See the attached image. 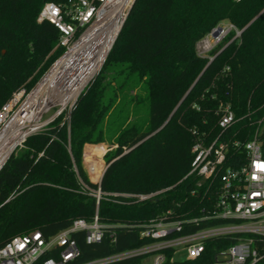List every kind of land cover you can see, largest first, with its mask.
I'll return each mask as SVG.
<instances>
[{
    "label": "trees",
    "instance_id": "trees-1",
    "mask_svg": "<svg viewBox=\"0 0 264 264\" xmlns=\"http://www.w3.org/2000/svg\"><path fill=\"white\" fill-rule=\"evenodd\" d=\"M46 1L68 2L0 0V107L19 89L30 90L62 52L59 30L37 20ZM222 22L241 33L235 37L231 30L210 61L197 43ZM220 102L229 103L236 118L226 137L249 140L252 115L264 113V0H135L100 72L69 115L30 136L0 169V246L18 234L39 230L49 237L74 219L92 221L96 199L81 182L108 193L171 188L144 202L103 197L98 217L111 226L99 243H87L84 231L73 233L78 261L146 243L141 225L166 211L182 221L213 211L218 183L207 191V182L199 185L198 176L187 174L197 139L220 132ZM144 103L147 116L141 118ZM112 136L117 146L106 156L100 183L93 182L82 161L84 145ZM231 154L226 165L244 159L242 147ZM225 222H190L179 233ZM256 239L264 254V241ZM234 242L230 236L206 239L199 257L165 264H210ZM255 264H264V257Z\"/></svg>",
    "mask_w": 264,
    "mask_h": 264
},
{
    "label": "built area",
    "instance_id": "built-area-1",
    "mask_svg": "<svg viewBox=\"0 0 264 264\" xmlns=\"http://www.w3.org/2000/svg\"><path fill=\"white\" fill-rule=\"evenodd\" d=\"M133 1L68 0L65 4L53 1L43 4L37 20L48 21L59 30L56 47L62 48V52L30 90L19 89L0 107V156L5 155L0 169L12 154L25 145L30 136L45 132L61 114L68 112L69 115L81 93L100 72ZM108 27L115 28L116 32L101 59L98 71L90 77L75 99L64 105L53 103V91L57 87L44 86V83L67 57H80L84 61L94 58L90 46L105 37ZM240 33L241 31H236L235 37ZM226 35L223 30L211 39L216 43ZM209 49L206 47L204 52ZM216 114L220 132L210 140L204 137L197 139L192 146L194 156L187 174L198 176L199 185L207 182V191L218 183L213 211L183 221L173 219L171 211H166L141 225L140 234L148 240L146 243L78 261L80 249L73 233L84 231L87 243H99L111 226L100 222L98 217V205L103 197H123L132 202H144L157 199L171 188L147 193H108L103 192L100 187L93 189L81 182L83 190L96 199L97 209L93 220L74 219L69 227L49 237L39 230L15 235L0 246V264H165L167 261H175L174 256L179 251L186 252V259H195L205 250L206 239L226 236L232 237L235 242L218 251L210 264L257 263L264 257L255 245L256 238L264 241V130L258 128L245 142L230 139L226 137V131L236 121L231 105L220 102ZM259 124H262V120ZM240 147L244 152V159H237L236 165H226L227 159L233 157L230 149ZM203 219H221L227 222L193 233H179L186 223ZM244 233L250 236L242 238L240 235ZM111 236L113 237V233ZM166 250L172 252L170 257ZM133 259L134 261H129Z\"/></svg>",
    "mask_w": 264,
    "mask_h": 264
},
{
    "label": "bare ground",
    "instance_id": "bare-ground-1",
    "mask_svg": "<svg viewBox=\"0 0 264 264\" xmlns=\"http://www.w3.org/2000/svg\"><path fill=\"white\" fill-rule=\"evenodd\" d=\"M116 29L108 27V33L99 41H96L90 47L94 53V58L89 61L83 59L67 57L59 65L53 75L44 83V86L57 87L53 91L52 102L66 104L75 99L79 91L87 84L90 77L95 74L100 66L101 59L104 57L108 47L113 41ZM71 58V59H68ZM5 155L0 156V164Z\"/></svg>",
    "mask_w": 264,
    "mask_h": 264
},
{
    "label": "rangeland",
    "instance_id": "rangeland-1",
    "mask_svg": "<svg viewBox=\"0 0 264 264\" xmlns=\"http://www.w3.org/2000/svg\"><path fill=\"white\" fill-rule=\"evenodd\" d=\"M223 27V30L225 31L226 34H228L231 30L233 31H240L239 29H237L236 27H234L232 24L228 23V22H222L220 24ZM213 38L210 33L203 38L202 40H200L197 43V51L199 54L201 55H206L207 57L212 58L214 56V54L220 50L221 45L223 44L224 39L219 40L218 42L214 43L213 40L211 39ZM206 47H209L210 49L207 52H204V49ZM144 111L139 113V117L143 118L144 116H147V103L142 104ZM68 116V112L65 113V117ZM131 119H135V117L131 118ZM130 119V120H131ZM137 120V118H136ZM253 126L255 128V131L260 128L261 131L264 130V113H255L252 115L251 117ZM262 120V124H259V121ZM115 141V137L112 136L111 138H107V140L105 142L99 143L100 145L98 147L102 148V151L97 155L95 153H92L90 151L85 152L84 148H83V156H82V161H83V165L85 168L86 173L88 174L89 178L91 181L93 182H98L107 166V162H106V156L113 151L116 148V144L114 143ZM85 146V145H84ZM24 148V146L20 149H18L15 153H19L20 150H22ZM85 153V156H84ZM262 224L264 225V222H262ZM242 238H248L250 235L247 233L241 234L240 235ZM175 260L178 261H182L186 258V252L185 251H179L178 253H176V255L174 256Z\"/></svg>",
    "mask_w": 264,
    "mask_h": 264
},
{
    "label": "water",
    "instance_id": "water-1",
    "mask_svg": "<svg viewBox=\"0 0 264 264\" xmlns=\"http://www.w3.org/2000/svg\"><path fill=\"white\" fill-rule=\"evenodd\" d=\"M135 1V0H134ZM134 1H133V3H134ZM133 3L131 4V6H130V8H129V10H128V12H127V15H128V13H129V11H130V9H131V7H132V5H133ZM223 31V27L221 26V25H218L215 29H213L212 31H211V36H213V37H217L221 32ZM212 60V58L210 59V61ZM209 61V62H210ZM106 168H107V166H106ZM105 168V169H106ZM105 171V170H104ZM104 173V172H103ZM103 175V174H102ZM101 178H102V176H101ZM101 178H100V180H99V182L101 181Z\"/></svg>",
    "mask_w": 264,
    "mask_h": 264
},
{
    "label": "crops",
    "instance_id": "crops-1",
    "mask_svg": "<svg viewBox=\"0 0 264 264\" xmlns=\"http://www.w3.org/2000/svg\"><path fill=\"white\" fill-rule=\"evenodd\" d=\"M99 145H100V144H85V146H84V151H85V152L90 151V152L95 153V154L98 155L99 152H97V151H92L91 148L94 147V146H95V147H96V146L98 147ZM101 149H102V148H101Z\"/></svg>",
    "mask_w": 264,
    "mask_h": 264
}]
</instances>
